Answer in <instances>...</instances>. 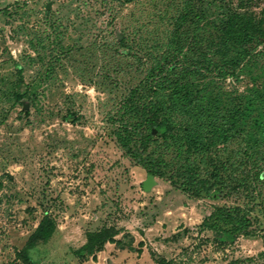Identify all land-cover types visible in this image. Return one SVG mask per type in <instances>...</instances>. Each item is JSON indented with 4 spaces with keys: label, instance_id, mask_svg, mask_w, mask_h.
Wrapping results in <instances>:
<instances>
[{
    "label": "rangeland",
    "instance_id": "rangeland-1",
    "mask_svg": "<svg viewBox=\"0 0 264 264\" xmlns=\"http://www.w3.org/2000/svg\"><path fill=\"white\" fill-rule=\"evenodd\" d=\"M183 1L0 0V264H264V181L253 236L213 231L202 222L216 207L252 205L244 187L194 196L169 178L186 155L170 145L160 156L165 176L144 191L149 173L115 139L131 122L127 96L149 77L134 54L163 52ZM230 55L209 54L197 80L209 83L206 102L220 91L221 106L234 97L247 107L231 140L211 152L230 154L226 172L236 177L264 165V43L219 75ZM173 56L199 66L186 47ZM188 158L201 177L211 169L200 154ZM44 214L55 230L30 245ZM103 226L117 234L78 258L86 232Z\"/></svg>",
    "mask_w": 264,
    "mask_h": 264
},
{
    "label": "trees",
    "instance_id": "trees-1",
    "mask_svg": "<svg viewBox=\"0 0 264 264\" xmlns=\"http://www.w3.org/2000/svg\"><path fill=\"white\" fill-rule=\"evenodd\" d=\"M196 1L199 5L192 0H184L181 4L163 52L158 55L149 50L141 55L134 54L137 63L148 64L146 72L149 77L142 89L135 87L127 96L124 106L131 122L121 123L114 131L115 139L135 165L159 177H164L166 173L160 164L164 163L160 158L164 149L171 145L184 150V164L169 178L175 177L171 180L174 184L196 197L212 194L215 190L226 193L244 187L252 200L251 206H218L203 220L202 225L213 231L253 236L256 226H252L257 218L251 212L258 204L254 193H259V182L264 181L261 177L264 165L262 169L252 166L247 174L235 177L232 171L226 172L230 154L220 158L211 153L219 144L231 140L247 107L234 97L231 98V106H221L225 99L220 91L206 102L212 95L206 97L204 94L209 83L197 80V77H202V67L210 64L207 59L209 54H231L225 57L227 62L222 59L225 62L217 64L221 68L217 73L227 75L234 73L241 61L264 43V7L255 14L247 8L261 0ZM118 40L124 42L123 34ZM184 47L197 57V68L180 66L178 57L173 56L177 48ZM191 79L197 81L192 82ZM158 150V156L154 157ZM194 153L201 155L200 162L204 167H211L204 177L200 176L199 164L188 161ZM252 155L253 152H244L245 159ZM237 169L233 168V172ZM54 230V219L44 214L30 236L29 244L48 239ZM115 234L117 230L113 226L87 231L86 242L75 249L74 254L78 258L92 254L113 239ZM161 262L166 263L163 259Z\"/></svg>",
    "mask_w": 264,
    "mask_h": 264
},
{
    "label": "water",
    "instance_id": "water-1",
    "mask_svg": "<svg viewBox=\"0 0 264 264\" xmlns=\"http://www.w3.org/2000/svg\"><path fill=\"white\" fill-rule=\"evenodd\" d=\"M118 38H122V34H117ZM24 108H26L24 106ZM156 184V178L152 174H147L146 178L142 181L141 186L144 191H150L152 187ZM214 196V194H213Z\"/></svg>",
    "mask_w": 264,
    "mask_h": 264
}]
</instances>
